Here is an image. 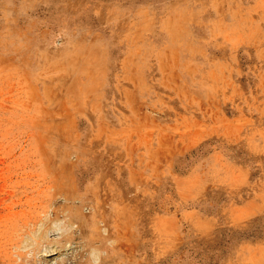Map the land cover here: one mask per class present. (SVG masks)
Listing matches in <instances>:
<instances>
[{"label": "rangeland", "instance_id": "rangeland-1", "mask_svg": "<svg viewBox=\"0 0 264 264\" xmlns=\"http://www.w3.org/2000/svg\"><path fill=\"white\" fill-rule=\"evenodd\" d=\"M61 261L264 264V0H0V264Z\"/></svg>", "mask_w": 264, "mask_h": 264}, {"label": "bare ground", "instance_id": "bare-ground-1", "mask_svg": "<svg viewBox=\"0 0 264 264\" xmlns=\"http://www.w3.org/2000/svg\"><path fill=\"white\" fill-rule=\"evenodd\" d=\"M51 197H52L51 194L47 195V199H51ZM53 206L54 203L50 202L49 204H47V206H45L44 209L42 208L43 218L48 220L49 227L47 226L44 230H42L41 227L39 228L37 227L38 229H36L35 227L38 225L39 222L42 225L44 224L43 219H40V221L37 224L33 225L34 229H29L25 233L24 237L26 238L25 242L28 245L36 243L35 246H31V249H35V251L38 250L37 252L40 253L42 250L41 248L44 245L45 239L48 238V234L51 231L58 232L59 238L57 239V241H55L54 245L51 244L46 245L47 247L45 249V252L52 253L57 251L59 252L58 255L59 257L61 255V249H63L64 246L68 244L70 245L72 241L76 240V233L81 228L75 226L72 221H68L71 218V216L65 215L64 211L53 208ZM60 214H62V217L60 216ZM65 216H67L68 219H66ZM92 256L94 261L98 259V254L96 250H93ZM64 263H65L64 261L60 262V264H64Z\"/></svg>", "mask_w": 264, "mask_h": 264}]
</instances>
